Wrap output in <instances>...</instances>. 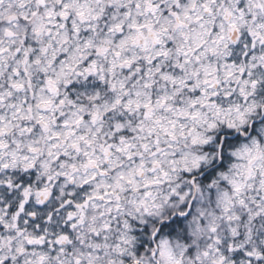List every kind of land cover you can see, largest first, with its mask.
Instances as JSON below:
<instances>
[{
    "label": "snow or ice",
    "instance_id": "6c2138e0",
    "mask_svg": "<svg viewBox=\"0 0 264 264\" xmlns=\"http://www.w3.org/2000/svg\"><path fill=\"white\" fill-rule=\"evenodd\" d=\"M0 264H264V0H0Z\"/></svg>",
    "mask_w": 264,
    "mask_h": 264
}]
</instances>
